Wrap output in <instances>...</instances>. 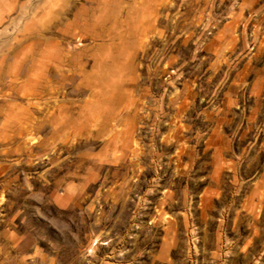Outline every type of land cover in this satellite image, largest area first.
<instances>
[{
	"label": "clouds",
	"instance_id": "clouds-1",
	"mask_svg": "<svg viewBox=\"0 0 264 264\" xmlns=\"http://www.w3.org/2000/svg\"><path fill=\"white\" fill-rule=\"evenodd\" d=\"M195 3L179 0L186 11ZM174 4L16 0L4 5V19L11 7L19 10L24 25L19 31L10 32V25L0 29V219L21 216L27 209L31 219L21 217L20 230L29 238L56 228L59 264H86L79 235L93 220L111 223L127 216L114 189L123 193L141 173L140 187L154 186L167 177L173 155L187 158L181 175L199 180L197 170H207L209 162L199 152L202 142L220 158L218 127L207 137L201 130L224 122L216 115L219 109L210 107L219 81L250 109L237 118L264 139V59L248 69L250 76L229 78L225 74L234 70V63L224 55L232 53L223 35L210 39L205 31L197 32L194 23L199 20L189 21L179 5L170 16ZM231 4L238 9L233 24L250 29L241 34L245 45L264 48V0ZM230 38L235 44L234 27ZM201 49L204 55H197ZM199 96L208 98L203 106L194 103ZM247 139L252 140L251 132ZM236 148L240 154L231 153L232 169L243 165L248 175L264 167V157L255 159L239 143ZM257 185L245 188L251 187L248 199L256 210L264 201V179ZM238 190V184L226 185L225 203ZM247 223H259L264 231L255 212ZM143 246L148 251L141 264H192L186 253L181 259L182 249L169 259L167 241Z\"/></svg>",
	"mask_w": 264,
	"mask_h": 264
},
{
	"label": "rangeland",
	"instance_id": "rangeland-1",
	"mask_svg": "<svg viewBox=\"0 0 264 264\" xmlns=\"http://www.w3.org/2000/svg\"><path fill=\"white\" fill-rule=\"evenodd\" d=\"M15 2H0V29L10 25V32L13 28L19 31L24 25L19 10L11 7L7 9L8 19H4V5ZM176 5H179V0H175L170 16L175 14ZM179 9L189 21H193L194 17L199 20L198 24L194 23L197 32L205 31L210 39L218 34L223 35L224 45L232 53V56H228L227 52L224 55L234 63V70L225 74L229 78L250 76L248 69L258 60L264 59V48L253 46L251 42L245 45L241 38V34L249 33V27L233 24V14L238 9L232 7L231 0H197L187 11L184 5H179ZM243 15H247V9ZM24 16L26 19L27 13ZM175 19L183 23L180 16L176 15ZM231 27L235 28V44L231 43ZM183 39L179 37V40ZM189 44L195 47L192 41ZM197 55H204V50L201 49ZM220 67L226 68L227 64ZM166 71L175 72V69L166 68ZM218 83L220 87L216 93L210 94L213 96L210 107L219 109L216 115L224 122L209 124L201 130L207 137L214 127H218L216 147L221 149L220 158L214 157L213 149L206 148L202 142L199 152L205 153L209 162L206 164L207 170H197V176L201 177L199 180L181 175L186 172L187 158L179 156L177 159L173 155L167 177L156 180L154 186L140 187L143 179L141 173L134 181H128L123 193L118 188L114 189L120 197L116 203L126 209L127 216L111 223L93 220L91 226L80 233L79 243L87 252V261L94 260L95 264H141L144 252L148 251L143 246L145 243L151 247V242L162 245L167 241L169 259H175L174 253L182 249L179 253L181 259L186 253L191 257L192 264H264V231L260 230L259 223L254 227H249L247 223L253 212L258 221H264V201L256 210L252 208L254 201L248 199L251 187L258 186L257 182L264 179V167L245 175L243 165L232 169L230 158L231 153L240 154L236 148L239 143L241 151L261 159L264 157V139L247 126V121L237 118L238 114L241 117L249 115L250 109L223 87L224 80ZM207 99L199 96L194 103L203 106ZM205 124L208 122L205 121ZM250 132L251 141L247 139ZM177 151L178 146L172 147V153ZM148 179L153 180L154 176ZM241 180L244 183H239ZM237 184L239 190L225 203L223 188ZM249 185L251 187L245 191ZM26 213L27 209H24L21 216L0 219V264H59V250L54 235L58 230L52 228L42 235L29 238L20 230L21 217L24 222L31 219Z\"/></svg>",
	"mask_w": 264,
	"mask_h": 264
}]
</instances>
